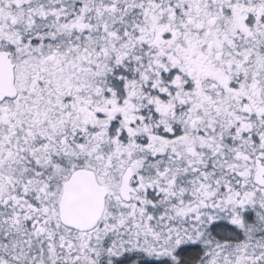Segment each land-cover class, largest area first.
Here are the masks:
<instances>
[{"label": "snow or ice", "instance_id": "obj_1", "mask_svg": "<svg viewBox=\"0 0 264 264\" xmlns=\"http://www.w3.org/2000/svg\"><path fill=\"white\" fill-rule=\"evenodd\" d=\"M0 264H264V0H0Z\"/></svg>", "mask_w": 264, "mask_h": 264}]
</instances>
